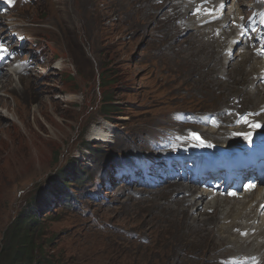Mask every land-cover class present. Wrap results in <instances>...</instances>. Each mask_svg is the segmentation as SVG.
<instances>
[{
	"label": "rangeland",
	"instance_id": "1",
	"mask_svg": "<svg viewBox=\"0 0 264 264\" xmlns=\"http://www.w3.org/2000/svg\"><path fill=\"white\" fill-rule=\"evenodd\" d=\"M252 1L240 0V8L246 10L243 2ZM180 2L20 0L0 19L6 37L18 34L24 38L23 59L33 58L37 63L27 75L20 74L21 83L6 77L0 83V98L9 104V109L0 107V124L5 126L0 137V241L31 198L49 192L48 187L65 186L59 185L56 175L63 167L68 170L69 163L73 167L80 163L87 171L82 178L90 179L84 185L70 182L73 207L61 206L41 217L40 242L46 245L53 239L44 249L52 264H165L170 253L174 258L167 264H218V258L239 251L254 253L246 247L243 250L236 241L237 232L222 223L233 219L235 200L220 199L212 207H217L216 212L197 217L186 204L194 208L205 203L207 208L209 202L196 203L192 197L174 202L166 195L171 190L145 198L137 187L121 181L105 184V172L123 157L144 152L146 134L150 137L156 128L173 125L175 113L221 110L245 89L226 77L244 64L242 60L224 75L212 68L213 72L208 71L210 49L215 53L218 43L207 44L209 37L203 39L208 49L194 40L200 35L193 27L183 30L182 18L174 17L182 6L174 11L169 8ZM176 27H182V32ZM217 52L215 62L220 67L223 58ZM186 58L191 64L177 73ZM249 69L245 65L244 71ZM102 72L115 82L101 84ZM236 73L240 83L249 85L240 68ZM203 74L208 82L203 81ZM221 82L234 90H226ZM22 85L27 95L12 92V86ZM69 95L75 97L73 102H67ZM105 95L116 103L111 118H106L111 123L102 117ZM250 105L255 108L256 103ZM11 108L20 113L17 119L8 112ZM34 108L40 110L36 118ZM94 128L112 135L113 142L94 140ZM173 190L172 196L184 194ZM241 226L242 231L246 229L242 222ZM175 246L192 247L198 257L190 260L176 253Z\"/></svg>",
	"mask_w": 264,
	"mask_h": 264
},
{
	"label": "trees",
	"instance_id": "2",
	"mask_svg": "<svg viewBox=\"0 0 264 264\" xmlns=\"http://www.w3.org/2000/svg\"><path fill=\"white\" fill-rule=\"evenodd\" d=\"M99 78L101 84H106L107 86L115 82L114 77L104 72L99 75ZM105 96L101 109L106 110L102 117L109 119L111 118V113L115 110L114 108H116V103L113 102L114 99L112 97ZM106 98H108L107 102ZM104 101L108 104L107 106L104 104ZM94 150L92 149V151ZM69 164L70 168L68 170L66 167H63L61 170L62 173H69L66 175H62V173L56 175V178L59 180V185L62 184L71 187L70 182L81 183L82 176L87 172L79 163H77V167H73V163ZM64 181L67 183H63ZM65 186H56L51 189L48 187L49 192L47 190H44L45 193L41 191L31 198L30 202L16 214L12 223L6 228L4 236L0 241V264H52V261L50 262L47 259L44 249L46 246L52 245L53 239H50L46 245L41 244V217L49 213H54L62 204L66 205L71 202V196H67ZM61 194L65 195V200L62 202L59 201L60 199L58 197ZM50 196L52 197L50 198Z\"/></svg>",
	"mask_w": 264,
	"mask_h": 264
},
{
	"label": "bare ground",
	"instance_id": "3",
	"mask_svg": "<svg viewBox=\"0 0 264 264\" xmlns=\"http://www.w3.org/2000/svg\"><path fill=\"white\" fill-rule=\"evenodd\" d=\"M172 1H176V0H172ZM211 1H214V2H219V1H221V0H211ZM242 1V0H241ZM252 3H253V1L251 2V3H249L248 5H245V2H243V4H244V6H246V7H251V5H252ZM183 4L184 3H182L181 5H175L174 7H169V8H172L171 10H177L178 8H180L181 6H183ZM243 6V5H242ZM187 14V12H185V13H181V11H178L177 13H176V16L175 17H177V18H183L184 17V15H186ZM170 17H168V22H170ZM175 30L177 31V32H182V29L181 28H179V27H176L175 28ZM200 31V30H199ZM201 33H202V39H200V38H196L195 36H194V40L196 41V42H198L199 44H204V45H206L205 43H204V41H203V39L205 38V37H209V34L210 33H206V31H205V29H203V30H201ZM205 34L207 35V36H205ZM11 40H13L12 38H11ZM182 42V41H181ZM181 42H179V44L181 43ZM228 43H230V40H227L224 44H222L221 43V45L222 46H224L225 47V49H227V44ZM207 44H209V42H207ZM207 47H208V49H210V46H208V45H206ZM192 47V46H191ZM210 51H214V50H211L210 49ZM207 52H209V51H207ZM209 56H210V59H212L213 60V54H212V52H209ZM245 57H246V59L249 61L250 59L252 60V58L250 57V55H245ZM191 63L189 62V59L188 58H186L185 59V66H180L179 68H177V73H181L182 74V72L183 71H185L183 68H187L189 65H190ZM225 64H227V61H225ZM212 69H214V67H212ZM6 73L7 74H2V78H4V79H2L1 81H0V83L3 85V82H4V80H5V77L6 78H8V80H11V82H13L14 83V79H16V80H18L19 79V81H20V83H21V76H20V73H18L17 72V70H15V69H8L7 71H6ZM18 74V75H17ZM246 75V74H245ZM244 75V76H245ZM9 78H11V79H9ZM1 79V78H0ZM254 79V78H253ZM249 80V85H253V87H254V85H255V83L257 82V81H254V80H252V79H248ZM5 83V82H4ZM0 84V85H1ZM245 84H247V82H245ZM260 91H261V94L262 95H259V93H260ZM12 92H14V93H18V94H25V95H27V90H26V88H24L23 87V85H22V87H19V86H12ZM41 94V93H40ZM246 96H247V100H248V102L249 103H251L252 101H258V99H259V101L257 102V105L256 106H258L259 104L261 105L262 104V106L264 105V87L262 88V90L260 89V88H258V87H256V88H253V90L252 91H247L246 93ZM14 95V94H13ZM5 96V95H4ZM75 99V97L73 96V95H69V96H67V102L68 101H70V102H73V100ZM34 100V99H33ZM14 101H15V99H14ZM65 101V100H64ZM39 102V101H38ZM17 103V102H16ZM43 104V103H42ZM44 105V104H43ZM1 106H4V107H6V108H8L9 109V104H8V102L5 100V98H0V107ZM260 108V107H259ZM258 108V109H259ZM257 109V110H258ZM256 111V110H255ZM8 112H12V115H13V117L14 118H16L17 119V117L16 116H19V114L20 113H17L18 111H16V110H14L13 108H11V111H8ZM33 112V115H34V117L36 118L37 117V114L40 112V110L39 109H37V108H34V110L32 111ZM6 113V112H5ZM4 114V113H3ZM25 114V113H24ZM23 114V115H24ZM28 115V114H27ZM39 115V114H38ZM1 116H3V115H1ZM22 116V115H21ZM20 117H18V120H20L19 119ZM1 119V118H0ZM2 120V119H1ZM10 120V119H9ZM25 120H26V118H25ZM37 120V119H36ZM26 123V122H25ZM23 125V124H22ZM11 125H9L8 127H10ZM24 126V125H23ZM24 128V127H23ZM4 129H5V126H3V125H1L0 124V137H1V135H3V133H4ZM8 129V128H7ZM12 129V128H11ZM28 130V129H27ZM111 133V132H110ZM204 133H206V138L207 139H209V140H211V141H213V139L216 137V136H219V135H216V133H217V131H215V130H212V129H207V130H204ZM91 137L94 139V140H98V141H104V142H106V143H112L113 142V140H110L109 139V137L110 138H113V136L112 135H107L106 133H105V131L103 130V129H101V128H94L92 131H91ZM214 142V141H213ZM175 187H177L176 189L177 190H179V191H181V192H184V190H187V188H185L182 184H177V185H174ZM160 192H162V191H160ZM160 192H157L156 194H159ZM153 193H155V192H153ZM173 193H174V190L172 189L171 190V192H170V195H173ZM185 193V192H184ZM176 194H178V192L176 193ZM263 194H264V188L263 187H260V188H258L257 189V191L254 193V194H252L250 197H248V198H245L244 200H235V202H234V210H233V213L235 212V214H234V217H233V222H239L240 221V223L242 222L243 224H245V226H246V229L245 230H249V231H252V230H257V231H259L257 234H255L253 237H249V238H247V239H241L239 236H238V238H236V241H237V243L240 245V247L243 249V250H245L246 248H249L250 249V251H253V252H259L260 250H261V248L263 247V244L262 243H258L259 241H258V239H263L264 238V231H262V228L264 227V218H257L256 217V210L254 211V210H251V203L252 202H255V201H258V203H260V202H264V197H263ZM167 195V194H166ZM162 196L165 198V195L164 194H162ZM192 197V200L194 201V202H205V197L202 195H200V193H195L194 195H192L191 196ZM179 199V198H178ZM219 200L220 199H217V200H214V201H212L211 203H210V201H208L209 203L207 204V208L206 209H212V207L214 206V205H218L219 204ZM226 200V199H225ZM256 208H258V205H257V207ZM232 218V217H231ZM229 221V220H228ZM258 223L257 224V226H255V223ZM260 222H262L261 224H260ZM222 223H224L225 225H227V221H223ZM228 226H230V225H227V229H228ZM218 227V226H217ZM231 236H233L232 234H231ZM235 245V244H234ZM235 247H236V249L238 248V246L237 245H235ZM246 247V248H245ZM238 250V249H237ZM242 252H245V251H242ZM257 253H252L251 255H249V256H252V255H256Z\"/></svg>",
	"mask_w": 264,
	"mask_h": 264
},
{
	"label": "snow or ice",
	"instance_id": "4",
	"mask_svg": "<svg viewBox=\"0 0 264 264\" xmlns=\"http://www.w3.org/2000/svg\"><path fill=\"white\" fill-rule=\"evenodd\" d=\"M6 52H7V50L3 49L2 46H0V55L6 54ZM254 127H259V125H254ZM193 137L196 138V139H199L197 134H193Z\"/></svg>",
	"mask_w": 264,
	"mask_h": 264
}]
</instances>
